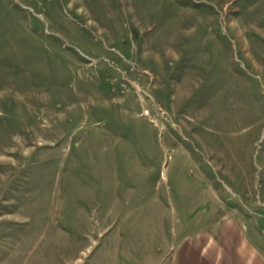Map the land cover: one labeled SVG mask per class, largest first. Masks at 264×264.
Masks as SVG:
<instances>
[{
    "label": "rangeland",
    "instance_id": "374dc122",
    "mask_svg": "<svg viewBox=\"0 0 264 264\" xmlns=\"http://www.w3.org/2000/svg\"><path fill=\"white\" fill-rule=\"evenodd\" d=\"M227 221L264 255V0H0V264H174Z\"/></svg>",
    "mask_w": 264,
    "mask_h": 264
},
{
    "label": "crops",
    "instance_id": "0c3cea01",
    "mask_svg": "<svg viewBox=\"0 0 264 264\" xmlns=\"http://www.w3.org/2000/svg\"><path fill=\"white\" fill-rule=\"evenodd\" d=\"M174 264H264V255L244 240L240 227L227 221L211 232L185 239Z\"/></svg>",
    "mask_w": 264,
    "mask_h": 264
}]
</instances>
